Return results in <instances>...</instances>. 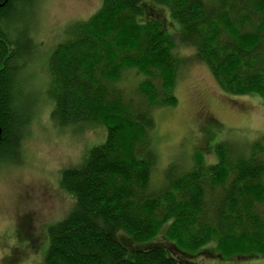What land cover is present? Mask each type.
Masks as SVG:
<instances>
[{"label": "trees", "instance_id": "1", "mask_svg": "<svg viewBox=\"0 0 264 264\" xmlns=\"http://www.w3.org/2000/svg\"><path fill=\"white\" fill-rule=\"evenodd\" d=\"M26 3L0 0V163L19 153L27 122L15 105L18 54L8 35ZM70 33L48 60L50 119L102 126L105 141L61 172L73 207L48 227L44 264H178L160 245L127 259L120 234L136 249L166 225L187 254L214 243L222 259L264 257V135L240 150L216 144L211 164L196 153L191 168L170 165L163 185L150 187L152 112L178 103V46L194 50L223 93L264 102V0H102ZM126 73L139 78L129 91Z\"/></svg>", "mask_w": 264, "mask_h": 264}, {"label": "rangeland", "instance_id": "2", "mask_svg": "<svg viewBox=\"0 0 264 264\" xmlns=\"http://www.w3.org/2000/svg\"><path fill=\"white\" fill-rule=\"evenodd\" d=\"M101 4L102 0H30V4L17 6L10 17L8 35L18 54L15 105L27 122L19 153L0 163V264H44L48 227L64 219L73 207L72 198L59 186L61 172L79 167L88 152L105 141L102 126L68 128L53 123L52 103L46 95L51 53L76 23L87 20ZM167 19L165 26L175 34ZM176 53L181 60L174 90L178 103L152 112L156 163L152 189L163 185L170 165L179 171L189 169L196 153L211 164L216 144L227 143L240 150L264 135V102L259 97L223 93L207 67L195 59L194 50L178 46ZM136 77L126 73L122 86L133 89L139 80ZM166 228L152 240L134 244L136 249L120 234L130 247H126L127 259L132 260L138 250L160 245L178 264H264V257L259 256L219 258L214 243L199 253L178 251L165 237Z\"/></svg>", "mask_w": 264, "mask_h": 264}]
</instances>
